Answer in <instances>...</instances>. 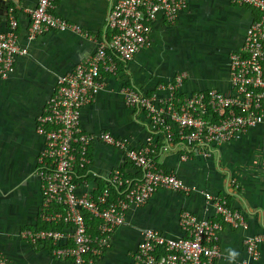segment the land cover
Returning <instances> with one entry per match:
<instances>
[{
	"label": "crops",
	"instance_id": "0c3cea01",
	"mask_svg": "<svg viewBox=\"0 0 264 264\" xmlns=\"http://www.w3.org/2000/svg\"><path fill=\"white\" fill-rule=\"evenodd\" d=\"M36 1L0 0V32L7 30V12L11 9L16 42L26 50L0 79V255L13 264H69L65 258L51 255L48 242L32 243L18 237L20 231L37 230L44 222L35 176L42 139L35 133V118L51 95L56 77L90 56L96 42L104 38L108 0L55 1L53 13L79 26L87 38L50 31L28 39V11ZM184 3L172 23L160 17L151 23L148 47L119 64L115 76H104L103 90L81 110L79 124L83 131L108 132L127 139L128 145L135 148L144 145L147 137H154L144 114L123 106L118 92L123 85L162 98L165 83L181 76V95L207 89L228 92L226 57L238 50L256 11L229 0ZM154 138L158 143L159 138ZM184 154L186 159L180 160ZM87 156V176L78 179L84 180L87 188L103 187L113 169L138 177L118 150L94 143ZM154 158L159 167L173 172L191 189L187 193L159 190L141 206L129 207L123 224L113 230L108 247L93 264H131L129 256L136 248L141 228L156 230L167 238L181 236L178 220L182 212L199 221L219 222L202 193L225 196L245 223L243 228L220 224L216 238L219 256L213 264H264V239L256 247L254 261L242 243L247 236L264 237V116L261 123L239 132L208 157L192 153L186 143L179 142L164 152L157 148ZM80 173L77 170L76 174Z\"/></svg>",
	"mask_w": 264,
	"mask_h": 264
},
{
	"label": "built area",
	"instance_id": "2783aa9c",
	"mask_svg": "<svg viewBox=\"0 0 264 264\" xmlns=\"http://www.w3.org/2000/svg\"><path fill=\"white\" fill-rule=\"evenodd\" d=\"M56 0H37L28 11V39L47 32H70L89 37L75 24L53 13ZM237 6L256 11V17L244 31L238 50L227 55L228 92L214 89L178 93L181 76L165 83V96L156 98L136 88L123 85L118 92L124 107L140 111L147 119L154 137L144 145L130 147L128 140L108 132H85L80 127V113L104 88V76H115L119 64L148 47L151 23L160 17L172 23L184 7V0H108L102 40L93 53L56 77L54 89L35 118V133L42 139L36 157L35 176L39 182L41 211L58 205L62 212L41 214L44 222H58L64 229L22 230L18 237L30 242H49L51 255L65 258L69 264H93L108 247L113 230L123 224L129 207L144 204L159 190L187 193L191 188L182 184L171 171L159 167L154 158L156 149L166 151L175 144L186 143L195 154L208 157L211 151L232 140L239 132L261 123L264 116V0H229ZM7 30L0 32V79L11 70L17 57L26 50L16 42V22L11 9L7 12ZM100 143L122 153L138 174L125 177L118 169L111 170L100 191L87 188L82 176L89 166L87 150ZM186 154L180 156L185 160ZM77 170L81 171L76 174ZM236 187L234 181L230 182ZM112 191V192H111ZM219 222L197 220L182 212L178 226L181 236L167 238L156 230L141 228L139 241L130 254L131 264H213L219 256L216 244L220 224L244 227L240 212L231 208L225 196L202 193ZM86 213L94 222L91 231L83 221ZM262 235L242 240L251 261L257 258V245ZM63 245L62 243H66ZM61 243V244H59ZM0 264H13L0 255ZM248 264V263H247Z\"/></svg>",
	"mask_w": 264,
	"mask_h": 264
},
{
	"label": "trees",
	"instance_id": "16d2710c",
	"mask_svg": "<svg viewBox=\"0 0 264 264\" xmlns=\"http://www.w3.org/2000/svg\"><path fill=\"white\" fill-rule=\"evenodd\" d=\"M122 174L125 177L128 176V175H126L124 173H122ZM101 189H102V186H98L97 188H95V193H97ZM55 211L62 212V208L60 206H58V205H50V206L46 207L44 210H42L41 211V214H43V213L48 214L50 212H55ZM82 216H83L82 218H83L84 223L86 225H89L90 230L92 231L94 229V222H93V220L92 219H89L88 218V215L86 213H83ZM38 227H39V229H56V230H62V229H64L65 225L63 223H61L60 221L55 222V223H53V222H47L46 221V222H42L41 224H39ZM43 242H46L47 243V241H43ZM48 244H49V242H48ZM59 244H61V243H59ZM66 244H67V242L65 244L63 243V245H66ZM49 246H50V244H49ZM50 248H52V247L50 246Z\"/></svg>",
	"mask_w": 264,
	"mask_h": 264
},
{
	"label": "rangeland",
	"instance_id": "374dc122",
	"mask_svg": "<svg viewBox=\"0 0 264 264\" xmlns=\"http://www.w3.org/2000/svg\"><path fill=\"white\" fill-rule=\"evenodd\" d=\"M244 35V34H243ZM226 61H227V57H226Z\"/></svg>",
	"mask_w": 264,
	"mask_h": 264
}]
</instances>
